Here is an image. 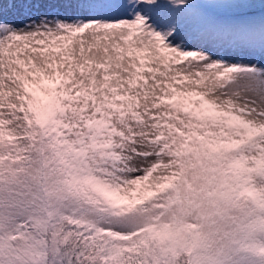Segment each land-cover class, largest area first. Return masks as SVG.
<instances>
[{"label": "snow or ice", "instance_id": "obj_1", "mask_svg": "<svg viewBox=\"0 0 264 264\" xmlns=\"http://www.w3.org/2000/svg\"><path fill=\"white\" fill-rule=\"evenodd\" d=\"M0 264H264V0H0Z\"/></svg>", "mask_w": 264, "mask_h": 264}]
</instances>
